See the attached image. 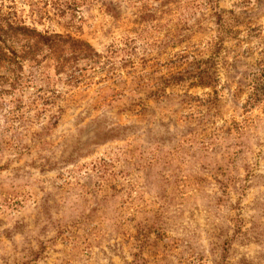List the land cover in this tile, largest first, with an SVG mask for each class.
I'll use <instances>...</instances> for the list:
<instances>
[{"label": "rangeland", "instance_id": "1", "mask_svg": "<svg viewBox=\"0 0 264 264\" xmlns=\"http://www.w3.org/2000/svg\"><path fill=\"white\" fill-rule=\"evenodd\" d=\"M0 5L92 50L0 98V264H264V0Z\"/></svg>", "mask_w": 264, "mask_h": 264}, {"label": "trees", "instance_id": "2", "mask_svg": "<svg viewBox=\"0 0 264 264\" xmlns=\"http://www.w3.org/2000/svg\"><path fill=\"white\" fill-rule=\"evenodd\" d=\"M1 9L0 5V98L28 84L30 70L39 67L44 58L51 61L54 74L65 72L68 77L73 73L75 57H87L92 51L85 41L38 31L16 18L14 12L4 14ZM261 70L264 78V65Z\"/></svg>", "mask_w": 264, "mask_h": 264}]
</instances>
